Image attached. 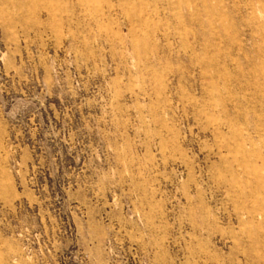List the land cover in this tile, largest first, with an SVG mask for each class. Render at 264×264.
<instances>
[{
	"label": "rangeland",
	"instance_id": "1",
	"mask_svg": "<svg viewBox=\"0 0 264 264\" xmlns=\"http://www.w3.org/2000/svg\"><path fill=\"white\" fill-rule=\"evenodd\" d=\"M0 264H264V0H0Z\"/></svg>",
	"mask_w": 264,
	"mask_h": 264
}]
</instances>
